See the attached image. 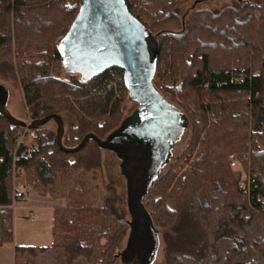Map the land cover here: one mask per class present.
Masks as SVG:
<instances>
[{
  "label": "trees",
  "instance_id": "16d2710c",
  "mask_svg": "<svg viewBox=\"0 0 264 264\" xmlns=\"http://www.w3.org/2000/svg\"><path fill=\"white\" fill-rule=\"evenodd\" d=\"M182 1L126 0L156 41L155 87L190 124L183 151L160 169L142 203L154 230L182 226V239L164 264H264V0H238L216 11L193 8L180 17ZM79 4L0 0V66L15 73L28 119L69 115L62 136L67 148L88 133L106 138L124 120L129 99L121 69L84 78L64 68L57 46ZM17 129L0 114V245L12 242V203L24 193L13 186L14 170L24 173L31 190L73 204L53 209L52 230L62 244L17 246L15 264H34L54 248L57 264H127L118 244L129 223L106 203L77 201L87 191L86 176L101 168L102 149L88 139L78 151L65 152L56 129L44 124L28 129L34 147L20 157L22 144L15 158ZM233 152L248 170L247 191L229 170ZM187 181L191 189L180 222L168 201L183 193Z\"/></svg>",
  "mask_w": 264,
  "mask_h": 264
},
{
  "label": "water",
  "instance_id": "95a60500",
  "mask_svg": "<svg viewBox=\"0 0 264 264\" xmlns=\"http://www.w3.org/2000/svg\"><path fill=\"white\" fill-rule=\"evenodd\" d=\"M57 50L64 68L69 72L79 73L84 78L99 76L114 68L121 69L128 98L137 105L134 112L124 118L120 126L106 138L100 139L95 134L88 133L73 148L62 144L64 124L60 115L52 114L29 123L19 120L7 111V91L2 86L0 114L10 125L29 130L53 120L56 124L57 145L65 152L78 151L88 139L94 140L102 150L113 151L123 163L132 205L128 236L130 264H139L149 258L153 260L157 235L142 203L153 173H148L151 167L146 154H129L124 149L123 140L136 133L143 139L141 144H147L161 134L171 135L173 120L176 119V123L181 118L176 108L153 84L158 56L156 41L148 34L146 26L129 11L125 0H80L72 22L58 42ZM179 129L180 126L175 130L178 132ZM177 132L175 135H178ZM175 135L171 137V144L176 139ZM128 158L136 160L137 165L144 162L143 167H125Z\"/></svg>",
  "mask_w": 264,
  "mask_h": 264
},
{
  "label": "rangeland",
  "instance_id": "374dc122",
  "mask_svg": "<svg viewBox=\"0 0 264 264\" xmlns=\"http://www.w3.org/2000/svg\"><path fill=\"white\" fill-rule=\"evenodd\" d=\"M238 0H183L179 3L177 6V12L180 15V17H184L187 15L191 9L193 8H208L211 10H218L221 6L224 4H236ZM156 73V71H155ZM155 75V74H154ZM244 76L243 70L240 71L237 79L240 80ZM157 80L153 78V84ZM0 86L6 89L7 95H6V109L7 111L15 118L25 121L29 123L30 119L27 118L26 115V107L24 103V98L22 94V90L19 84V81L17 77L15 76V73L9 66H0ZM155 86V85H154ZM160 87V86H159ZM157 88V87H156ZM158 90V89H157ZM159 91V90H158ZM160 92V91H159ZM177 106L176 104H174ZM123 113L124 118L128 115H130L135 109H136V103L130 99H127L123 106ZM63 118V124L64 127H68V121L70 120L69 115L65 114L62 116ZM51 129H56V125L53 120L48 121L46 124ZM23 128L17 129L14 133L15 138V145L14 149L16 147V133L22 131ZM28 133V132H27ZM190 137V124L188 123L187 126L184 128L180 139L175 142V144L172 145L171 149V156L168 155V153L164 152V150L160 151V163L156 168L157 173L158 169H160L161 164L165 160L175 159L177 156L181 154L184 147L186 146L188 140ZM25 142L28 144H33L34 147V140L29 135L26 137ZM169 147V146H168ZM220 149H217V152L219 153ZM235 156L236 164L235 166H230L229 163V155L227 158V162L229 164V170L231 174H235V176L238 177L237 181V187H241L244 190L247 191L250 184V176L248 173V170L244 167L243 163L241 162L240 158L238 157V154L236 152L231 153ZM168 156V157H167ZM162 160V161H161ZM167 160V161H168ZM166 161V162H167ZM165 162V163H166ZM164 163V165H165ZM169 166V162L165 165L163 170L166 169V167ZM186 166L183 168L185 169ZM15 171H19L20 173H23L20 169H16ZM13 172V175H14ZM154 174V175H155ZM13 175H12V181H13ZM24 176V173H23ZM25 178V177H24ZM155 178V176H154ZM85 187L87 191L77 199L79 205H92V206H102L104 203L108 204L111 212L127 221L128 223L131 220L132 216V205L131 201L128 196V181L124 174L123 170V163L122 161L117 157V155L108 149L102 150V161H101V168L98 170L95 174V176L92 178L91 175L86 176L85 180ZM191 184L189 181L186 182L185 187L183 188V193L178 196L177 198L173 200L168 201L169 207L175 210L177 214V218H179L180 222L183 219V216L185 214V208L186 203L189 199V193ZM23 191V190H18ZM55 198V197H53ZM61 201V204H64L62 207L65 206H71L73 204L72 199L68 198H58ZM260 200L264 204V195L260 198ZM17 204H20V201L17 202ZM58 208V207H57ZM47 212V213H46ZM16 214L20 216H28L25 209H17ZM48 211H40L37 213V229L32 232V237H30L32 228H34L35 224L31 225L30 232L26 230L27 227L25 225L29 224V222L24 223L25 221H18L16 224H23L22 228L17 227V241L20 237H23L24 233H22V229L26 230V234L31 241L30 243H43L46 240L43 238L44 235H49L53 232L52 228L50 227V224L46 222V218ZM21 222V223H20ZM138 224V221H136V226ZM46 229V230H44ZM137 231V228H135V231ZM29 232V233H28ZM130 233V227L125 231V233L122 235L120 242L118 244V251L120 253L121 259H128L126 261L127 264H130V255L128 250V236ZM156 249L154 251V258L147 259L139 264H164L166 255L174 249L173 246L177 245L179 241L182 239V226L180 223H177L173 228L170 229H157L156 230ZM63 240L60 238V236L56 237L55 245L56 247L60 246L62 244ZM29 243V242H28ZM59 248H54L53 250L40 254L36 260L34 261V264H57L59 259L57 258V252ZM119 261V259H118ZM19 264H22L19 261ZM84 264V263H82Z\"/></svg>",
  "mask_w": 264,
  "mask_h": 264
},
{
  "label": "crops",
  "instance_id": "0c3cea01",
  "mask_svg": "<svg viewBox=\"0 0 264 264\" xmlns=\"http://www.w3.org/2000/svg\"><path fill=\"white\" fill-rule=\"evenodd\" d=\"M13 186L16 190H23V197L17 200H14L12 203V217H13V239L10 243H5L0 245V264H15V248L17 246H51L56 242V237L54 233L44 235L43 238L46 240L43 243H30L31 241L29 238L32 237V232H34L37 227V213L40 211H48V216L46 218V222L50 224L52 228L53 225V209L57 207H62L64 204H61V201L58 198H53L49 195H41L33 190L30 189L26 185L25 178L23 173L19 171H15L13 175ZM20 201V204L17 202ZM25 209L28 216H20L16 214L17 209ZM47 213V212H46ZM25 221L29 222V224L25 225L26 230L30 232V224H35L34 228H32L30 237L28 238L27 234L25 233L26 230L22 229V233H24L23 237H20L17 241V227L22 228L21 224L18 221ZM21 223V222H20ZM46 230V229H44ZM28 232V233H29ZM29 242V243H28Z\"/></svg>",
  "mask_w": 264,
  "mask_h": 264
},
{
  "label": "flooded vegetation",
  "instance_id": "af4514ba",
  "mask_svg": "<svg viewBox=\"0 0 264 264\" xmlns=\"http://www.w3.org/2000/svg\"><path fill=\"white\" fill-rule=\"evenodd\" d=\"M130 115H128V116H130ZM128 116H126V117H128ZM181 119H183V118L182 117L178 118V122H176V123L174 122L176 119L173 120L174 123L172 122V125L170 127L171 131H172L171 135H168V134L165 135V133L161 134V135L157 136V138L153 139V141L150 140L147 144L146 143L141 144L143 139L141 137H139L138 135H136V133H134L133 137L123 140L124 144H125L124 149H125L126 152H128L129 154L132 153L133 155H138V154L140 155V154L144 153L149 158V164H150L151 168L149 169L148 173L149 174H150V172L153 173V177L151 179L152 180L151 183L153 182L154 176L157 175V173L160 171V169L164 166V163L168 160V159L165 160L161 164L160 169H158L157 173L155 174L156 168H157V166L160 163V159H159L160 151L164 150L165 153L167 152L168 155L171 156L172 145L175 144V142L180 139V136H181V134H182V132H183L185 126H186V123L184 122V119H183L182 122H181ZM179 126H180V129L177 132V130H175V129H178ZM175 132H177L178 135H175ZM172 135H175L176 139L174 141H172V144H171L170 140L172 139L171 138ZM168 146H169V149H168ZM126 162H128V163L125 164V167L128 166L131 169H136L138 166H139L138 169H140L141 167H143V164H144V162H142L140 165H137L138 164L137 161L136 160L132 161L131 158H128L126 160ZM126 169H125V171H126ZM149 187H150V185H149Z\"/></svg>",
  "mask_w": 264,
  "mask_h": 264
},
{
  "label": "built area",
  "instance_id": "2783aa9c",
  "mask_svg": "<svg viewBox=\"0 0 264 264\" xmlns=\"http://www.w3.org/2000/svg\"><path fill=\"white\" fill-rule=\"evenodd\" d=\"M125 2H126V0H125ZM28 131H29V130H28L27 128H23L22 131L16 133L15 158H18L19 156H20V157H25V158H26V157L30 154V152H31V150H32V145H33V144H28V143L25 142V139H26V137L28 136V133H27ZM22 144L25 146V148H24V150L20 153V155L17 156V152H18V150H19V148H20V146H21ZM229 163H230V166H231V167H232V166H235V164H236V159H235V156H234L233 154H230V155H229Z\"/></svg>",
  "mask_w": 264,
  "mask_h": 264
}]
</instances>
